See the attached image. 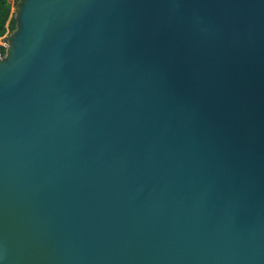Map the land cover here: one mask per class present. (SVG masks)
I'll use <instances>...</instances> for the list:
<instances>
[{"label": "water", "instance_id": "1", "mask_svg": "<svg viewBox=\"0 0 264 264\" xmlns=\"http://www.w3.org/2000/svg\"><path fill=\"white\" fill-rule=\"evenodd\" d=\"M0 59V264H264V0H24Z\"/></svg>", "mask_w": 264, "mask_h": 264}, {"label": "trees", "instance_id": "2", "mask_svg": "<svg viewBox=\"0 0 264 264\" xmlns=\"http://www.w3.org/2000/svg\"><path fill=\"white\" fill-rule=\"evenodd\" d=\"M24 0H16L20 6ZM18 27L17 11L10 0H0V39L11 35ZM2 47L0 46V52Z\"/></svg>", "mask_w": 264, "mask_h": 264}, {"label": "built area", "instance_id": "3", "mask_svg": "<svg viewBox=\"0 0 264 264\" xmlns=\"http://www.w3.org/2000/svg\"><path fill=\"white\" fill-rule=\"evenodd\" d=\"M10 37L11 35L0 39V46L2 47V51L0 52V59L3 58L10 47Z\"/></svg>", "mask_w": 264, "mask_h": 264}, {"label": "rangeland", "instance_id": "4", "mask_svg": "<svg viewBox=\"0 0 264 264\" xmlns=\"http://www.w3.org/2000/svg\"><path fill=\"white\" fill-rule=\"evenodd\" d=\"M10 2L14 5L15 10L17 11L19 6L17 5L16 0H10Z\"/></svg>", "mask_w": 264, "mask_h": 264}]
</instances>
